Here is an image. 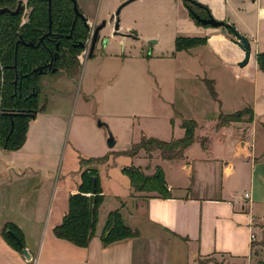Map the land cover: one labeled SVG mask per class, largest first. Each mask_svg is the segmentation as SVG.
Returning <instances> with one entry per match:
<instances>
[{"label":"crops","instance_id":"crops-1","mask_svg":"<svg viewBox=\"0 0 264 264\" xmlns=\"http://www.w3.org/2000/svg\"><path fill=\"white\" fill-rule=\"evenodd\" d=\"M126 1L110 0L99 9V18L96 15L92 22L100 24L101 21L109 20L116 8ZM160 1L166 6L175 5L178 11L182 12V18L184 17L193 29L194 35L191 36L207 38V44L182 52H176L174 45V48H171L168 54L162 57L167 59L165 73L171 67L169 65L177 63V61L180 62L183 73L180 75L174 70L172 90H169L167 95L164 94L162 101L158 102L156 106L153 102H147L145 108L142 109L145 112L144 117L147 119V123L151 125L141 127L139 135L136 136L139 131L134 122L121 117L123 113L107 112L105 120L111 124L115 132H119L122 127L129 129L132 133V140L149 134L147 128L161 130V133L164 130V134L171 127V122H174L173 130L176 125L182 129L183 119L198 122L197 129H200V122H203L218 133L229 127L239 130L240 128H237L235 124L220 129L216 128L219 114L221 112L229 113L224 99L220 100L219 98L220 105L213 98L214 102L209 100L208 95L211 94L206 81L212 80H209L206 74H211L217 86L220 85L219 80L225 85L226 79L229 89V72H236L237 69L245 70L250 66L246 75L252 74V81L256 85L259 84L261 70L257 57L261 52L258 49L256 37L264 24V0H195L208 8L214 19L233 26L241 35L248 38L252 54L249 64L244 68H240L239 63L243 61L245 53L236 43V36L229 33L228 29L223 31L221 28H197L193 18L187 14V8L182 0ZM132 2L133 4L123 17L118 31L119 34L132 35L125 38L119 35L113 36L112 28L109 27L102 33L108 40L106 47L99 45L94 56L85 60V64H87L85 96L87 97H91L100 90V86L104 85L102 81L107 80L108 71L116 65L117 68L119 66L116 71L118 75L131 77L132 73L140 74V79L145 83L142 85L144 91L147 89L151 93L153 90L154 84L150 77L153 85L149 82L144 70L148 65L154 67L157 62L156 58L159 57L151 56L146 59L140 52L141 48L140 50L138 48L141 47L143 41L157 37L151 34L154 31L144 33L143 29H140L141 26H144V24L141 25L143 21L149 23L148 26H150L152 20L149 22L148 19H143V13L137 12H140L144 5L150 8L157 6L158 9L161 8V5L155 0H133ZM217 5L218 7H215ZM136 6V11H133ZM185 35L187 36V34ZM127 41L131 42L133 53L129 55L125 51H122L121 54L117 53V46L125 44ZM151 42H156V46L161 45V38ZM156 50L162 51L160 48ZM130 64H138L139 70L127 67ZM171 71L172 68H170L168 77L172 74ZM65 74L67 75V73ZM149 74L148 69V76ZM236 75L239 74L236 73ZM67 77L69 81H74V78ZM247 83L248 81L243 85L246 86ZM179 84L180 88H178ZM256 85L255 89H257ZM161 90L162 88L160 92ZM200 91L202 96L205 94L203 102H206L205 107L201 109L205 113L204 116H200L202 121L198 120V116L192 115L197 114V108L188 104L199 101L200 95H197V92ZM188 92H193L195 96L192 97ZM83 103H88L85 97ZM112 104L116 108L122 106L120 102H112ZM138 106H142V104L134 102L129 106V109L138 110ZM101 107L103 108L102 102ZM46 112L48 111L45 105V109L38 113L37 117ZM254 112L255 120L251 124V132L259 130L261 127L264 129L262 122L264 115L259 113L256 108ZM54 118L57 119V117ZM247 139L249 140V138ZM119 140L120 138L116 140L117 144ZM194 145L195 143L189 148ZM208 149L209 145L206 150ZM0 150L8 153L5 156L1 153L0 166V264H243V261L253 255L254 242H251V235H254L253 230L257 227L260 228L262 222L264 225V219L255 215L256 196L253 191L251 196L254 201L248 205L247 201L238 199L236 196L229 200L219 198L209 201L204 197L176 196L171 190L172 196L168 199L151 196L145 202L140 200L134 216L126 208H122V210H126L121 214L123 221L130 228L138 231L137 237L105 247L101 240L106 224V220H103L102 223L98 222L96 235L89 246L79 248L68 241L57 238L54 234V228L61 224L68 212L70 196L78 194V188L71 191L66 202L62 204L61 212L56 219L52 218L51 213L50 221L47 217L44 220L46 207L42 208L41 198L36 199L35 191L32 190L35 180L39 178L37 175H40L38 174L40 170H36V167L31 164L23 163L22 160L17 162L22 149L17 151ZM227 167L229 171L234 168L232 164ZM131 218L133 224L127 223ZM6 224H13L21 230L24 235L25 248L29 251L31 260H27L21 252L5 240L2 230ZM218 256H223L225 261L215 259L212 262H206L210 258Z\"/></svg>","mask_w":264,"mask_h":264},{"label":"rangeland","instance_id":"rangeland-1","mask_svg":"<svg viewBox=\"0 0 264 264\" xmlns=\"http://www.w3.org/2000/svg\"><path fill=\"white\" fill-rule=\"evenodd\" d=\"M109 1L76 0L79 10L85 11L84 14L89 20H93L96 15L99 18V9ZM155 1L160 3L161 8L158 9L157 6L150 8L144 5L141 11L137 12L143 13V19H148L149 22L152 20L150 26H148L149 23L143 21L141 25L144 24V26H141L140 29H143L144 33L154 31L151 34L157 37L143 41L141 47L138 48V50L141 48L140 52L144 54L146 59L151 56L159 57L156 58L157 62H155L154 67L148 65L145 68L146 71L144 70L147 79L150 77L154 84L152 95L149 90L144 91L142 85L145 83L140 79V74L132 73L131 77L118 75L116 71L119 66L117 68V65L108 71L107 80L102 81L104 85L100 86V92H95L91 97L85 96V73L87 70L85 61L72 68L67 75L61 70L56 74L40 76V98L41 102L46 104L48 112L30 122L26 141L21 148L22 150L19 149L21 150V158L19 157L17 162L22 160L23 163L31 164L36 167V170H40L38 173L40 175H37L39 178L35 180L32 190L35 191L36 199L41 198L42 208L46 207L44 220L46 217L49 219L51 213L53 219L58 217L62 204L66 202L71 191L81 185V175L90 171H94L98 175L103 191L99 222L102 223L103 220H107L108 215L116 210H119L121 214L128 210L134 216L138 203L145 202L147 198L155 194L132 193L130 179L123 172V169L133 167L142 168L147 175H153L158 169H161L170 190L176 196L204 197L208 198L209 201L219 198L229 200L233 196L243 199L245 193L251 192L252 194L253 191L256 196L255 215L264 219V129L261 127L259 130L250 131L251 124L254 123L255 119L249 123L250 118L245 115L242 122L235 124L237 128H240L239 130L229 127L220 133L210 129L206 123L200 122V129H197L195 134V145L184 152L183 158L172 162L164 161L158 151L148 154L141 150L133 157L126 156L124 153L130 151L133 145L138 144L143 137L154 138L166 143L182 139L185 132L179 125H176L175 130H173L174 122H171V127L164 134V130L161 133V130L147 128L149 134L143 133L145 136L142 138L132 140V133L129 129L122 127L119 132H115L111 124L105 120L104 117L107 112L123 113L121 117L134 122L139 131L136 136L139 135L141 127L151 125L147 123V119L144 117L145 112L142 109L145 108L147 102H153L156 106L158 102L162 101V96L167 95L169 90H172L174 70L180 75L183 73L180 62L177 61V63L169 65L172 68V74L170 73L171 75L168 77L170 68L165 73L167 59L162 57L166 56L171 48H174L178 37H192L194 35L193 29L189 22H186L184 17L182 18V12L178 11L175 5L166 6L160 0ZM26 2L28 0L24 3ZM197 3L198 6L191 5L193 11L187 9V14L193 18L197 28H209L210 26L199 25L193 17H213L206 6L208 10L202 9L204 5L200 2ZM131 4L133 2L122 8L119 15L120 24L132 6ZM121 5L116 8L112 16ZM135 8L137 6L133 8V11H136ZM158 38H161V45L156 46V42L152 43L151 41H158ZM256 39L259 51L264 53V24L261 26ZM159 48L162 51L156 50ZM122 51H125L127 55L133 53L130 41L117 46L116 52L121 54ZM127 67H131L132 70H139L138 64H130ZM250 68L249 66L245 70L237 69L236 72H229V89L226 79L225 85L219 80L220 85L217 86L211 74H206L208 79L213 81L220 100L224 99L227 103L229 114L244 108H251L255 111L256 108L259 113L264 115V72L261 71L259 84L256 85L252 81V74L246 75ZM148 69L150 71L149 76ZM67 76L74 78V81H69ZM224 77L226 76L224 75ZM150 79L149 82L151 83ZM247 81L248 83L244 86L243 83ZM255 85L257 89H255ZM180 87L179 84L178 88ZM188 93L192 97L195 96L193 92ZM197 93L200 95L199 101L188 104L197 108V114L192 115L198 116V120L202 121L200 116L205 115L201 111L206 105V102H203L205 94L202 96L201 91ZM208 96L209 100L214 102L211 95ZM84 97L88 101L87 104L83 103ZM112 102H120L122 106L116 108ZM134 102H138L142 106H138V110L135 108L130 110L129 106ZM262 118L264 123V116ZM98 121L109 125L116 140L120 138L114 148L109 149L107 147L106 129L99 127ZM125 127L127 126L125 125ZM244 133L247 135L245 136ZM204 136L209 138L208 150L203 148L200 143ZM1 153L4 156L8 154L0 150V166ZM229 164L234 167L232 171H229L227 167ZM245 201L251 205L254 200ZM122 208H126V210H122ZM127 223L133 224V219L131 218ZM260 224V228L257 227L253 230L256 237L253 255L248 260L243 261V264L264 263V225H262L263 222ZM215 259L225 261L223 256H218L210 258L206 262H212Z\"/></svg>","mask_w":264,"mask_h":264},{"label":"trees","instance_id":"trees-1","mask_svg":"<svg viewBox=\"0 0 264 264\" xmlns=\"http://www.w3.org/2000/svg\"><path fill=\"white\" fill-rule=\"evenodd\" d=\"M20 1L0 0V8H9L14 11ZM51 1L53 29L58 33L56 43L60 46L56 73L62 69L70 71L80 64L78 55L82 51V48H75L73 45L85 41L88 29L81 19L78 18L75 22L76 16L72 0ZM184 2L191 11L194 10L191 6L192 3L198 6L197 2L191 0H184ZM27 7L29 14L26 24H23V12L18 15L10 13L0 15V149L6 151H17L23 147L29 124L34 120L32 115L37 117V114L45 109V105L41 103L40 99L41 89L38 84L40 75L31 72L40 61L47 58L48 51L26 48L21 44V39L28 42L38 40L48 30L49 3L47 0H28ZM202 9L208 10L205 6H202ZM193 17L199 25H202L195 16ZM227 29L229 33L235 35L236 29L233 26H229ZM206 44L207 38L178 37L175 49L176 52L189 51ZM47 46L49 48L51 46L53 51L56 49V44L51 42H47ZM257 60L260 70L264 72V53L258 54ZM206 85L212 98L220 105L221 102L213 81L207 80ZM245 115L249 116V123L255 119V112L251 108H245L232 114L221 112L217 118L216 128L220 129L240 123ZM12 122L13 131L10 134ZM181 126L185 132L182 139L166 143L154 138L143 137L124 155L133 157L144 150L148 154L158 151L161 158L167 161L183 158L184 152L196 143L195 134L198 123L195 120L183 119ZM200 143L203 148L207 149L209 138L203 137ZM123 172L130 179L132 193H152L155 194L152 197L171 198V190L161 169H158L153 175H147L142 168L135 167L125 168ZM81 176L82 183L78 188L79 193L70 196L68 212L61 224L54 228V234L57 238L68 241L79 248H87L96 235L99 209L103 204V191L96 172L90 171ZM9 231L14 232L23 244L24 235L13 224H6L2 230L5 240L22 253ZM138 235V231L126 225L121 212L116 210L108 215L101 240L103 245L108 247Z\"/></svg>","mask_w":264,"mask_h":264},{"label":"water","instance_id":"water-1","mask_svg":"<svg viewBox=\"0 0 264 264\" xmlns=\"http://www.w3.org/2000/svg\"><path fill=\"white\" fill-rule=\"evenodd\" d=\"M47 1L49 3V20H50V25H49L50 32H49V34H51V28H52V17H51L52 7L51 6H52V1L51 0H47ZM132 1L133 0H127L124 4H122L117 9L115 14L112 17H110L109 20L102 21V23L99 24L95 28L92 47H91V55L94 53L96 45L98 43H103L105 41L104 39H106V37L102 36L103 35L102 33H104L106 30H108L109 27L112 28L113 36H117L119 34L118 31L120 30V19H119L120 12H121L123 7H125L127 4L131 3ZM72 2L74 5V12L76 15L75 22L78 20V18H80L84 22L86 27L90 29V25L88 24L86 18L83 16V14L80 12L76 0H72ZM24 7H25V4L22 1H20L17 9L14 11L10 10L9 8H0V15H3L5 13H10L12 15H18L21 11H23ZM195 18L203 26H210L212 28H221L223 31H226V29L229 27V25H227L225 22L216 20L211 16L209 18H201L200 16H196ZM74 26H75V23L73 24V28H74ZM49 34H47V35H49ZM235 36L237 38L236 43L238 44V46L240 48H242V50L245 53V57H244L243 61L239 63V67L244 68L249 64V61L251 58V54H252L251 43L247 37L241 35L237 30L235 31ZM44 37L41 39V42L44 41ZM21 43L24 44L25 42L21 40ZM27 46L33 47V48L37 47L33 43H28ZM80 46L83 47V44H81ZM57 49L59 50V44H57ZM58 57H59V51L55 53L52 61L49 64H47L43 67H40L39 69H35L32 73L47 74L49 71H51L52 73H56L57 67H55L54 65H55ZM11 115H17V114H11ZM32 118L35 119L36 118L35 115H32ZM98 126L104 127L106 129V132H107V140L106 141H107L108 148L109 149L114 148L117 144V141H116L109 125L107 123L102 122V121H98ZM12 131H13V122H12V128H11L10 134L12 133ZM9 234L16 241L17 245L21 248L23 256L27 260H31V255H30L29 251L24 247V244L21 242L20 238L12 231H9Z\"/></svg>","mask_w":264,"mask_h":264},{"label":"flooded vegetation","instance_id":"flooded-vegetation-1","mask_svg":"<svg viewBox=\"0 0 264 264\" xmlns=\"http://www.w3.org/2000/svg\"><path fill=\"white\" fill-rule=\"evenodd\" d=\"M22 1V0H21ZM183 2H184V0H182ZM23 2V1H22ZM24 3V2H23ZM25 4V7H24V9H23V11H21V12H23L24 13V15H23V24H26L27 22H28V14H29V9H28V7H27V3H24ZM184 5L186 6V4H185V2H184ZM191 5H195V4H191ZM79 8V7H78ZM186 8L187 9H189L187 6H186ZM82 14H83V16L86 18V16H85V14L82 12V11H80ZM76 16V15H75ZM49 19V18H48ZM80 19V18H79ZM86 20H87V22H88V24L90 25V29L89 28H87L88 29V35H87V37H86V39H85V41L84 42H79V44H74L73 46L76 48V47H80V48H82V51H81V53L78 55V60H79V62L81 63V62H83V61H85V60H88L89 58H92L93 56H94V54L97 52V48H98V46L99 45H101L102 47H106V43H107V39H104L105 41L103 42V43H98L97 45H96V48H95V50H94V53L91 55V47H92V42H93V37H94V31H95V28L99 25V23L97 24L96 22H92V20H89V19H87L86 18ZM50 21V20H49ZM101 24V23H100ZM49 25H50V23H49ZM86 26V25H85ZM49 32H50V28L48 27V30L42 35V36H40L39 38H38V40H33V41H30V42H28V41H25L24 39L22 40V41H24L25 43L24 44H22L24 47H26V48H31V49H39V50H47L48 51V55H47V58H45L43 61H40L36 66H35V68L32 70V72L35 70V69H39L40 67H43V66H45V65H47V64H49L51 61H52V59H53V57H54V55H55V53L56 52H58L59 51V57H60V46H59V50L57 49V43H56V41H57V39H58V33L56 32V31H54V29H53V22H52V28H51V34H49ZM47 34H49V35H47ZM47 35V36H46ZM119 36H121L122 38H125V37H128V36H131L132 34H118ZM45 36V37H44ZM103 36V35H102ZM44 37V41L43 42H41V39ZM47 42H51V43H53V44H56V49H55V51H53V50H51V46H50V48L47 46ZM28 43H33L35 46H37V47H35V48H33V47H29V46H27V44ZM81 44H83V47H81L80 45ZM59 57H58V59H59ZM58 59H57V61H58ZM83 59V60H82ZM82 60V61H81ZM57 61H56V63H55V67H56V64H57ZM65 73H69L70 71H67L66 69H62ZM61 71V70H60ZM31 72V73H32ZM32 74H39V73H32ZM48 74H52V72L51 71H49L47 74H39L40 76H42V75H48ZM56 74V73H55ZM39 81H40V77H39V80H38V84H39ZM39 87H40V85H39ZM41 89V88H40ZM41 99V98H40ZM42 103V102H41ZM43 105H46V104H44V103H42Z\"/></svg>","mask_w":264,"mask_h":264},{"label":"built area","instance_id":"built-area-1","mask_svg":"<svg viewBox=\"0 0 264 264\" xmlns=\"http://www.w3.org/2000/svg\"><path fill=\"white\" fill-rule=\"evenodd\" d=\"M243 199H244V200L251 201V200H252L251 193H249V192L245 193V195H244V198H243ZM255 240H256V237H255V235H251V242H255Z\"/></svg>","mask_w":264,"mask_h":264}]
</instances>
